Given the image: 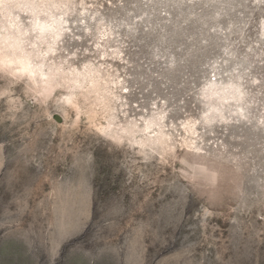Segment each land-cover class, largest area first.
Here are the masks:
<instances>
[{
	"label": "rangeland",
	"instance_id": "obj_1",
	"mask_svg": "<svg viewBox=\"0 0 264 264\" xmlns=\"http://www.w3.org/2000/svg\"><path fill=\"white\" fill-rule=\"evenodd\" d=\"M0 264H264V0H0Z\"/></svg>",
	"mask_w": 264,
	"mask_h": 264
}]
</instances>
